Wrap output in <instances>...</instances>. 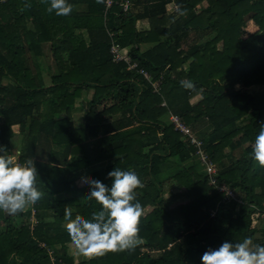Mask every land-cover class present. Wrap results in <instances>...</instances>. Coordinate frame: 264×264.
I'll return each instance as SVG.
<instances>
[{"label": "trees", "instance_id": "trees-1", "mask_svg": "<svg viewBox=\"0 0 264 264\" xmlns=\"http://www.w3.org/2000/svg\"><path fill=\"white\" fill-rule=\"evenodd\" d=\"M128 1V13L115 5L105 17V0H68L67 16L49 12L50 0H0V146L9 151L22 137L17 159H33L42 192L19 217L24 226L0 212L7 228L0 231V264H200L225 240L264 245V218L255 226L256 214L264 213V168L252 158L264 95L246 90L264 78V0ZM171 3L179 6L174 17L166 15ZM139 20L150 28L138 29ZM249 22L259 30L244 38ZM110 33L152 82L162 80L159 93L138 71L113 61ZM46 46L54 69L44 61ZM84 91L92 96L76 128L73 112ZM171 114L197 136L218 169V184L241 194L243 204L224 201L210 184L200 148L175 129ZM237 150L241 157L234 159ZM115 167L135 171L142 182L135 190L141 243L77 261L69 253L66 211L74 219L98 212L78 182L110 184ZM173 189L184 191L172 195ZM169 199L187 202L172 206Z\"/></svg>", "mask_w": 264, "mask_h": 264}, {"label": "clouds", "instance_id": "clouds-1", "mask_svg": "<svg viewBox=\"0 0 264 264\" xmlns=\"http://www.w3.org/2000/svg\"><path fill=\"white\" fill-rule=\"evenodd\" d=\"M47 10L67 16L72 12V5L68 0H50ZM180 84L185 89L194 87L190 80H181ZM6 151L0 146V212L14 215L34 205L42 192L36 186L37 169L33 159L20 162L6 155ZM252 158L264 168V124L252 144ZM107 178L110 184L90 177L80 180L81 185L89 188L88 199L100 206L98 212L91 218L77 216L74 219L69 208L65 214L67 236L83 256L131 250L141 243L142 205L135 197V190L142 187L138 174L115 167L107 173ZM200 264H264V245H253L251 238L239 242L225 240L219 247L206 250Z\"/></svg>", "mask_w": 264, "mask_h": 264}, {"label": "rangeland", "instance_id": "rangeland-1", "mask_svg": "<svg viewBox=\"0 0 264 264\" xmlns=\"http://www.w3.org/2000/svg\"><path fill=\"white\" fill-rule=\"evenodd\" d=\"M168 9H171L170 7H168ZM168 12V11H167ZM29 27L30 28H32L31 27V24H29ZM259 30V28L258 27H256L255 26V24L253 23V22H249L248 23V25L244 28V30H243V37L244 38H247V37H249L250 35H252V34H254V33H256L257 31ZM190 43H193V40L191 39L190 40ZM46 53H47V56H46V59L44 58V61L46 62V64H49V65H51L52 66V68L54 69V65H53V59H52V55H51V53H50V51H49V47L48 46H46ZM42 64L43 65H45V63L44 62H42ZM47 76V81H48V84L51 82V77H50V75H48V73L47 72H43V77H46ZM49 78V79H48ZM4 85L5 86H7V84H9L10 82L8 81V80H4ZM50 85V84H49ZM48 85V86H49ZM237 88L238 89H240L241 87L238 85L237 86ZM246 90H248V92L250 93V94H253V95H256L257 97H260V96H263L264 95V78H261V79H259V80H257V81H255L254 83H252V84H250L247 88H246ZM82 98L81 99H78L77 101H76V108H77V110H75L74 111V113H73V118H74V120H73V122L75 123V125H76V128H82L83 127V121H82V118H84V116L87 114V112H88V108H87V104H88V102H89V100L91 99V96H92V93H87V92H83V94H82ZM202 100V97L201 96H196V97H193L192 99H191V105L192 106H196L200 101ZM168 101H170V99L168 98ZM47 111V110H46ZM208 124L204 127V130L206 131L207 129H208ZM14 131L15 132H17V134H19L18 132H19V128L18 127H14ZM198 136H200V134L198 133L197 134ZM194 137V136H193ZM197 137V136H196ZM21 140H22V137L20 136V135H18V137L15 139L14 138V140H13V142H12V146H11V149L9 150V151H6V155H12L13 157H16L17 158V155H19V152H20V150H21V146H22V142H21ZM249 144H247V146H248ZM239 157H241V152H240V150H237L236 152H235V156H234V159H237V158H239ZM172 169H173V173L172 174H175V173H177L178 172V166H172ZM215 169L216 170H218L216 167H215ZM169 173H171V170H169L168 171ZM167 174V173H166ZM216 174V173H215ZM78 184H79V186H81V187H83V185H81L80 184V181L78 182ZM184 191V189L182 190V189H173V191H172V195H177V194H180V193H182ZM237 195H238V193H237ZM66 196H68V195H66ZM73 196V195H72ZM238 196H241V194H239ZM165 198L166 199H168L169 198V195H165ZM169 201V203H170V205H172L173 203H174V205H172V206H176V205H179V204H182V203H185V202H187L186 200H184V199H180V200H178V201H176V202H174L173 200H171V199H169L168 200ZM32 207H33V205H28V206H26L25 208H24V210L22 211V212H19V213H17V214H14V215H10V214H8L7 212V214L9 215V216H11V217H13V219H14V224L16 225V224H19V225H22V226H24V224H26V223H24V221L21 219V218H19L20 216H21V214H26L30 209H32ZM78 210V209H77ZM152 211V208H148L147 210H146V213L145 214H148V213H150ZM33 214H34V211H33ZM32 214V215H33ZM31 215V216H32ZM257 216V215H256ZM259 218V217H258ZM31 223H32V225L33 224H35V219L33 218L32 219V221H31ZM261 223H263L262 222V219L260 218V219H255V226H258L259 224H261ZM26 226V225H25ZM6 231L7 230V228H6V224H5V222H2L1 224H0V231ZM257 235V237L259 236L258 235V233L256 234ZM189 236L190 237H192L193 236V233H190L189 234ZM69 253L71 254V255H73L75 258H76V260L77 261H80V260H82V259H84V258H87L88 256H83V255H81V254H79L77 251H76V247H75V245L73 244V243H71V244H69Z\"/></svg>", "mask_w": 264, "mask_h": 264}, {"label": "built area", "instance_id": "built-area-1", "mask_svg": "<svg viewBox=\"0 0 264 264\" xmlns=\"http://www.w3.org/2000/svg\"><path fill=\"white\" fill-rule=\"evenodd\" d=\"M115 5H118L121 10L124 13H128L132 8H131V3L128 0H122V1H115V0H105V17L107 16V13L109 12L110 9H112ZM170 8L167 12V16L169 17H174L178 15L179 12V6L176 3H171ZM111 38L113 39V42L111 44V54L113 56V61L116 63H124L127 65V70L132 72V71H138L140 74H142L150 83H152L154 92L159 93L161 90L162 86V80H158L156 82H152V77L151 75L145 71L144 69L139 68V62L135 61L133 57L129 54V51L127 48L122 47L119 43H117L114 38H115V33H110ZM162 106H167L166 103L164 102ZM170 121L171 123L175 126V129L188 137L191 138L192 143L195 144L197 147H201V143L198 141L197 137L192 133L189 127L181 120L179 116H176L174 114L170 115ZM194 136V137H193ZM200 156H201V162L206 165V172L208 174L213 175L210 177V184L213 185L216 189H219V192H221L224 195V201H237L239 204H243L242 199L237 195L234 189H232L228 185H223L220 186L218 184L217 178H215V165L213 162L210 160L209 155L200 148ZM18 157V155H17ZM257 217L259 218H264V213H259L256 214ZM215 216V212L212 213V217Z\"/></svg>", "mask_w": 264, "mask_h": 264}, {"label": "crops", "instance_id": "crops-1", "mask_svg": "<svg viewBox=\"0 0 264 264\" xmlns=\"http://www.w3.org/2000/svg\"><path fill=\"white\" fill-rule=\"evenodd\" d=\"M169 7H170V5H169ZM169 10V9H168ZM140 12V11H139ZM137 26H138V29H140V30H148L149 28H150V25H149V22L147 21V20H139L138 22H137ZM49 75V74H48ZM47 79V76L46 77H44V80H45V83H46V85L48 86L49 84H48V81L46 80ZM49 79V78H48ZM77 105V104H76ZM88 108V107H87ZM75 110H77V108H75ZM74 113V112H73ZM82 121H83V118H82ZM18 136H16L15 137V139L17 138Z\"/></svg>", "mask_w": 264, "mask_h": 264}]
</instances>
